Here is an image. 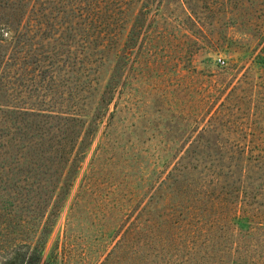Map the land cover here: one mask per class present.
Segmentation results:
<instances>
[{"label":"rangeland","instance_id":"374dc122","mask_svg":"<svg viewBox=\"0 0 264 264\" xmlns=\"http://www.w3.org/2000/svg\"><path fill=\"white\" fill-rule=\"evenodd\" d=\"M54 4L52 31L41 4L15 31L17 76L64 83L19 102L83 121H51L72 148L56 206L0 218V264H264V0Z\"/></svg>","mask_w":264,"mask_h":264},{"label":"trees","instance_id":"16d2710c","mask_svg":"<svg viewBox=\"0 0 264 264\" xmlns=\"http://www.w3.org/2000/svg\"><path fill=\"white\" fill-rule=\"evenodd\" d=\"M54 1L56 3L63 0H0V10L4 15L0 18V24L6 25L12 33L6 39H0V218L13 220L14 217L28 216L30 211L33 217L49 215L51 206H56L57 190L60 187L56 184L69 161V152L72 149L60 144L67 133L66 129H62L65 123L61 125V122L51 121L60 119L73 124L83 121L75 115L83 114L80 112L43 107L44 105L39 103L27 105L19 102L20 98H24V92L26 98L33 97L31 89L18 90L23 83L40 84L41 87L49 88L55 93L60 91L64 83V77L56 72L50 76L44 74L36 76L34 72L33 75L31 72H26L21 78L17 76L20 59L16 55L18 50L15 47L18 42L15 40V31L20 30L30 21L31 12L39 4L45 8L38 14V21L41 26L46 25L45 32L52 31L55 25V21L51 19L56 7V4L53 5ZM110 1L104 0L105 3ZM45 3L48 5H43ZM98 8L87 11L83 19L84 23L88 24L90 17H92L90 23L97 19L105 20L108 10L103 7ZM36 11L38 12L39 9ZM43 34L40 37L43 40L50 37L47 34L44 37ZM29 45L30 43H26L22 47ZM28 51L21 49L19 52ZM109 86L110 83H106L104 91ZM52 127L58 128V132H54ZM81 134L82 131L73 130L68 135L72 141ZM55 141L60 146L56 147ZM45 246L46 243L41 248V254ZM248 255H244L243 263L237 264H247L248 259L251 258Z\"/></svg>","mask_w":264,"mask_h":264}]
</instances>
